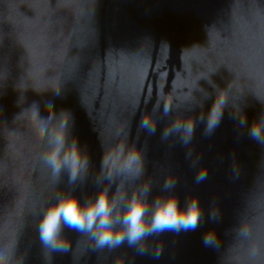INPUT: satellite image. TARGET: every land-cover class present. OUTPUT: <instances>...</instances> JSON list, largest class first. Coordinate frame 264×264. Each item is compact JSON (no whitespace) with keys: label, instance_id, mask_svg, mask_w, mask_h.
Masks as SVG:
<instances>
[{"label":"clouds","instance_id":"obj_1","mask_svg":"<svg viewBox=\"0 0 264 264\" xmlns=\"http://www.w3.org/2000/svg\"><path fill=\"white\" fill-rule=\"evenodd\" d=\"M53 95L59 97L61 94L56 91ZM24 103L25 97H20L18 104ZM215 105L216 101L213 100L207 112L201 113V119L206 116L207 130L213 129L221 118L212 119ZM170 107V104H165L166 113ZM44 109L46 116L41 115L40 102L32 101L18 115L27 114L34 124L38 136L44 142L42 163L52 175L59 179L62 173L67 172L70 180H75L82 170H87L89 161L80 148L78 138L71 135L74 117L67 109L57 111L53 100L45 101ZM240 120L242 124H247V115L243 113ZM156 123L152 113H145L141 127L154 131ZM171 127L178 132L183 131V139L187 143L194 132L195 121L176 118ZM248 127L250 137L257 143L264 144V114L253 120ZM119 151L123 155V149L119 148ZM134 162L140 163L142 168L138 151L131 152L122 164L106 157L102 167L107 168L108 177L114 179L127 171ZM206 173L202 169L197 181L203 179ZM174 183V180L168 179L165 187H171ZM149 189L146 185L131 196L120 194L111 197L109 190L105 189L86 201L74 194H57L44 209L38 224L39 240L45 258L50 261L54 253L64 254L71 249V240L65 232L68 229L88 236L98 250L115 249L126 243L128 247L135 249L136 254H151L154 259H158L162 250L159 247L153 248L149 238L164 232L179 234L195 231L201 222L202 209L196 198L189 199L183 205L172 194L150 199ZM212 216L215 217L216 213L212 212ZM203 243L206 247H217L218 234L214 230H208L203 236ZM7 261L6 256L0 255V264H7Z\"/></svg>","mask_w":264,"mask_h":264}]
</instances>
